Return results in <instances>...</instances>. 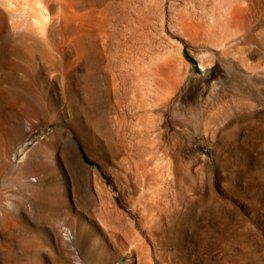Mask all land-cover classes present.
<instances>
[{"label":"rangeland","instance_id":"374dc122","mask_svg":"<svg viewBox=\"0 0 264 264\" xmlns=\"http://www.w3.org/2000/svg\"><path fill=\"white\" fill-rule=\"evenodd\" d=\"M0 210V264H264V0H0Z\"/></svg>","mask_w":264,"mask_h":264},{"label":"bare ground","instance_id":"6f19581e","mask_svg":"<svg viewBox=\"0 0 264 264\" xmlns=\"http://www.w3.org/2000/svg\"><path fill=\"white\" fill-rule=\"evenodd\" d=\"M70 2H71V0H70ZM72 2H75V1H72ZM73 14H74V13H73ZM75 19H76V18H75ZM77 20H78V19H77ZM76 23H77V22H76ZM79 23H80V26H83L84 29H86V30L89 29L88 26H86V25L84 26V25H83L82 21H79ZM86 23H87V22H86ZM81 28H82V27H81ZM88 31H89V30H88ZM91 33H92V32H91ZM139 40H140V39H139ZM137 45H138V44H137ZM139 45H140V44H139ZM139 45H138V46H139ZM141 46H143V45L141 44L139 47H141ZM143 47H144V46H143ZM143 47H141L142 50L139 49V51H138V47H137V49H136V46H135V50H137L139 53H140V52L143 53L142 51L145 49V48H143ZM133 49H134V47L132 48V51H133ZM135 50H134V53L136 52ZM128 51H129V50H128ZM130 53H132V52H130ZM141 53H140V55H142ZM135 54H137V53H135ZM126 55H127V54H126ZM130 55H132V54H130ZM140 55H139V56H140ZM137 56H138V54H137ZM137 56L135 57V60H136V58L139 59V56H138V57H137ZM130 57H131V56H130ZM132 57H134V56H132ZM132 57H131V58H132ZM127 58H128V57H127ZM140 59H141V56H140ZM128 60L131 61V59H128ZM130 61H129V62H130ZM133 61H134V58L132 59V63H133ZM135 62H136V61H135ZM134 64H136V63H134ZM131 65H132V64H131ZM136 65H137V64H136ZM112 83H113V81H112ZM113 85H115V84H113ZM113 85H112V86H113ZM113 87H114V86H113ZM111 89H112V88H111ZM113 92H114V91H113ZM121 119H122V118H121ZM120 122H121V121H120ZM139 123H140V122H139ZM137 124H138V123H137ZM138 125H139V124H138ZM133 127H134V126H133ZM135 128H136V127H135ZM140 128H141V126H140ZM140 128H139V129H140ZM139 129H138V130H139ZM135 131H136V130H135ZM137 132H138V131H137ZM132 161H134V160H132ZM126 164H127V163H126ZM144 165H145V164H144ZM137 166H138V165H137ZM140 167H141V166H140ZM143 167H144V166H143ZM141 169H142V168H141ZM0 211H1V210H0ZM98 214H99V213H98ZM144 217H145V216H144Z\"/></svg>","mask_w":264,"mask_h":264}]
</instances>
